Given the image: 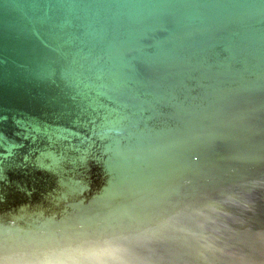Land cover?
<instances>
[{"label":"water","instance_id":"1","mask_svg":"<svg viewBox=\"0 0 264 264\" xmlns=\"http://www.w3.org/2000/svg\"><path fill=\"white\" fill-rule=\"evenodd\" d=\"M0 264H264V0H0Z\"/></svg>","mask_w":264,"mask_h":264}]
</instances>
